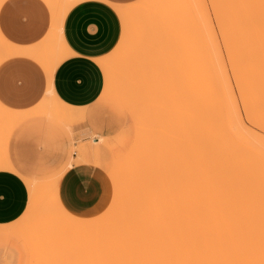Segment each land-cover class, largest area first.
<instances>
[{"label": "rangeland", "instance_id": "374dc122", "mask_svg": "<svg viewBox=\"0 0 264 264\" xmlns=\"http://www.w3.org/2000/svg\"><path fill=\"white\" fill-rule=\"evenodd\" d=\"M73 1L76 0H45L50 10V22L38 45L32 47L36 49L33 55L36 59L41 55H50L54 62L62 58L58 53L60 46L55 44L57 43L55 34L58 19L65 7L72 5ZM174 1L136 0L118 8L120 20L118 41L108 53L98 59L105 74L104 90L101 97L88 106L69 107L51 94L28 111H13L0 103L5 108V110L0 108V168L9 167L6 156L9 158L10 154L11 156L19 154L20 157L17 159L23 169L22 175L27 178L25 180L29 192L28 204L22 215L12 222L0 224V264H90V249L97 259L104 258L103 254H98L100 251H94L96 243L92 242L95 244L93 249L91 247L93 244L89 245V242L95 241L93 232H98L96 234L105 232L104 235L113 236L120 233L110 227V220L119 214L117 209L122 208L115 202L117 201L115 184L120 182L125 187L126 190L118 184L122 191L125 190L122 193L126 201L133 189L130 185L135 186V182L139 185L138 181L134 182V179H131L134 177L133 173H139L138 169L142 171V175L152 174V179L149 180L157 182V185L152 181L150 183L156 187L154 193L156 192L158 197L174 194L175 191V196L179 195L181 198L193 185L192 180L186 184L193 177L197 181L194 182L196 187H193L199 190L197 168L200 163L198 155L200 76L204 73H215L219 71V67L223 66L240 121L247 130L243 133L238 132L235 124L230 119L227 120L228 129L235 137V145L240 148L241 154L251 153L259 159H264V127L248 116L242 103L227 57L226 46L216 24V0ZM11 45L13 47V44L0 33L2 60L10 53L7 52V48ZM3 53H6L5 58ZM26 53L30 54L31 51ZM26 119L27 121L23 123ZM136 140L137 144L141 141L146 146L135 145ZM187 141L192 144L188 142L190 146H187ZM192 145L196 149H193ZM9 146L15 148L11 150ZM144 149L143 154L141 151ZM137 151L138 155L141 154L139 156L151 153L149 157L152 156V160L146 157L154 166L149 165V161L143 156L145 161L147 160L145 164L162 170L158 172L156 169L157 174L148 166L147 170L143 164V157L138 155L132 157ZM68 160L92 162L106 171L110 182L109 198L101 212H97L99 214L86 218L69 213L60 203L56 193L60 173L46 179ZM130 160L134 162V168ZM122 163L128 164L126 170H129L130 174L125 173L126 170H121L124 166ZM141 165L144 170H141L143 168ZM162 166L174 170L166 171V174ZM179 168L182 172L188 171L187 174L185 172L186 177L188 175L193 177L186 182L184 178L181 180L177 178L178 183L166 177L171 171L172 173L175 171V174L178 171L177 176L183 177L185 174H182ZM136 177L137 175L134 178ZM139 177L140 175L136 180H139ZM130 182L132 184H129ZM136 186L130 196L137 193L134 190L139 186ZM163 193H166L165 196H160L164 195ZM90 236H94L93 240L92 237L89 238ZM92 260L94 262V259Z\"/></svg>", "mask_w": 264, "mask_h": 264}, {"label": "bare ground", "instance_id": "6f19581e", "mask_svg": "<svg viewBox=\"0 0 264 264\" xmlns=\"http://www.w3.org/2000/svg\"><path fill=\"white\" fill-rule=\"evenodd\" d=\"M169 13L172 12L169 11ZM215 20L226 46L227 57L246 113L264 127V0H216ZM205 34L207 33L205 32ZM5 42L8 43L6 40ZM13 48L16 47L8 46L7 52L10 53L7 54H12L15 51ZM5 54L3 53L4 58ZM1 58L0 60H2ZM200 77L201 108H199L201 114L198 110L200 115V151L198 154L200 163L197 168L199 190L195 188L194 182H197L195 178L188 177L189 175L186 177L188 171H185V174L179 168L182 174H185L183 177L180 175V178L177 176V169H175L177 171L175 174V171L172 173L174 169L169 168L168 170V167L163 168V165L162 168L165 172L172 170L169 172L172 175L162 176L175 182H177V178H179L178 180L184 178L185 182L192 178L186 184L192 180L193 185L181 198L179 195L175 196L174 190V194L170 193L165 196L166 193H163L164 195L160 196L165 197H158L156 192L154 193L156 187L154 188V185L150 183L152 180H149V178L152 179L151 173H147L148 176L142 175L140 169L137 174L132 172L134 174L132 176L137 175V179L140 175L139 180L134 177L131 179H134V182H139V185L137 182L134 183L135 186H139L136 189L139 191H134L141 194L134 193L135 195L130 196L135 188L134 185L132 187L130 185V188L133 189L131 192L128 191L130 192L128 196L126 195L128 199L124 201L125 187L120 182L118 183L125 189L122 191L121 187L115 184L117 191L115 199L117 201L115 202L122 208H118L119 214L110 220V227L117 229L120 233L113 236V234L104 235L105 232H99V234L93 232L97 238L90 236L89 238L92 237L91 240L94 238L95 241L89 239L91 241L89 245L93 244L91 247L94 249L95 244L92 242H95L94 251H100L98 254H103L104 258L97 259L94 257L95 254L92 255L93 250L89 248L91 250V252L89 250V256H93L89 257L92 264H264V159H259L251 153L241 154L240 148L235 145V137L228 129L227 120L230 119L235 124L238 132L243 133L247 130L240 121L223 66L219 67V71L215 73H204ZM0 108L2 109L1 106ZM195 117H193L194 121L197 120ZM188 142L190 145L192 144L190 141H187V144ZM139 143L142 144L141 141ZM140 144H137L136 140L135 145ZM189 144L187 146H190ZM191 147L196 149L193 145ZM191 147H189L190 150ZM131 151H129L130 154ZM143 151L145 149L141 153ZM143 154L139 156L141 154L138 155L137 151L132 157L135 155L141 158L149 157L151 153ZM149 158L152 160V156ZM137 159L139 158L137 157ZM137 159L135 158L136 161H138ZM146 159L149 161V165L154 166V163L152 165L147 157ZM135 160L133 159V161ZM146 161L144 159V163L141 162V164L143 163L146 169L151 168L145 164ZM131 164L133 167L134 162ZM126 165L128 166L126 163L125 168L122 167L124 169L121 168L122 171L126 170ZM159 165L161 166L162 163ZM129 167L128 169H130ZM133 168L131 169L133 170ZM150 168L149 170L153 169L156 174L162 170L158 167L160 171L156 168L157 172L156 169ZM141 170H144V167ZM164 171L162 172L165 173ZM126 172L130 174L129 170ZM174 174L175 176L172 177ZM131 179L129 180L133 183ZM131 182L129 184H132ZM168 182L170 181L168 180ZM155 184L157 185V182ZM170 191L172 190L170 189ZM115 243L117 244L115 245Z\"/></svg>", "mask_w": 264, "mask_h": 264}, {"label": "crops", "instance_id": "0c3cea01", "mask_svg": "<svg viewBox=\"0 0 264 264\" xmlns=\"http://www.w3.org/2000/svg\"><path fill=\"white\" fill-rule=\"evenodd\" d=\"M133 1L69 2L73 4L66 6L58 19L57 43L54 41L60 46L62 58L54 62L50 55L37 59L33 56L36 49L32 47L38 45L50 22L45 0H2L0 33L16 48L0 61L1 105L13 111H28L50 94L73 108L99 99L105 74L98 59L118 41V8ZM12 155L6 156L9 167L0 168V224L20 217L29 200L27 178L17 159L20 156ZM104 171L92 162L68 160L46 179L60 173L56 186L60 203L69 213L87 218L99 214L109 198L110 182Z\"/></svg>", "mask_w": 264, "mask_h": 264}]
</instances>
